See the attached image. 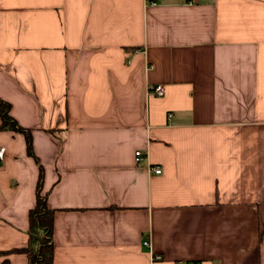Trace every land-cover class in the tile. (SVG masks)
I'll use <instances>...</instances> for the list:
<instances>
[{"label":"crops","instance_id":"1","mask_svg":"<svg viewBox=\"0 0 264 264\" xmlns=\"http://www.w3.org/2000/svg\"><path fill=\"white\" fill-rule=\"evenodd\" d=\"M0 100V264L39 165L52 264H264V0H0Z\"/></svg>","mask_w":264,"mask_h":264},{"label":"trees","instance_id":"2","mask_svg":"<svg viewBox=\"0 0 264 264\" xmlns=\"http://www.w3.org/2000/svg\"><path fill=\"white\" fill-rule=\"evenodd\" d=\"M1 129L21 132L25 135L26 152L33 154L30 132L17 125L9 115V105L0 100ZM42 168L39 165L38 179L35 189V203L28 212L27 243L14 251L23 252L27 256L28 264H52L53 259V214L54 211L47 206L46 193H42Z\"/></svg>","mask_w":264,"mask_h":264},{"label":"built area","instance_id":"3","mask_svg":"<svg viewBox=\"0 0 264 264\" xmlns=\"http://www.w3.org/2000/svg\"><path fill=\"white\" fill-rule=\"evenodd\" d=\"M153 93L158 96V97H162L165 94V90H164V86L162 84H156L153 87ZM4 154H5V148L4 146L0 147V163L2 162L3 158H4ZM135 159L137 161H140L143 159V153L140 150L135 151ZM152 171L156 174H159L161 172L160 168L158 166H154L151 168ZM143 245L146 247H149V240L145 239L143 240ZM160 257L157 255H153L151 256V260L155 261L156 259H159ZM175 264H202L201 261H177L175 262Z\"/></svg>","mask_w":264,"mask_h":264}]
</instances>
